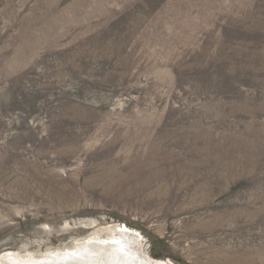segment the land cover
I'll list each match as a JSON object with an SVG mask.
<instances>
[{
    "label": "rangeland",
    "instance_id": "obj_1",
    "mask_svg": "<svg viewBox=\"0 0 264 264\" xmlns=\"http://www.w3.org/2000/svg\"><path fill=\"white\" fill-rule=\"evenodd\" d=\"M114 224L264 264V0H0V255Z\"/></svg>",
    "mask_w": 264,
    "mask_h": 264
},
{
    "label": "bare ground",
    "instance_id": "obj_2",
    "mask_svg": "<svg viewBox=\"0 0 264 264\" xmlns=\"http://www.w3.org/2000/svg\"><path fill=\"white\" fill-rule=\"evenodd\" d=\"M111 227L98 229L96 236L90 240L75 241L70 251L56 249L49 251L41 262L24 264H162L142 256L133 247L134 235L126 228L121 229L115 224ZM106 230L113 231L114 236L106 238L100 235V232L104 233ZM16 257L14 253H3L0 255V264H23Z\"/></svg>",
    "mask_w": 264,
    "mask_h": 264
}]
</instances>
